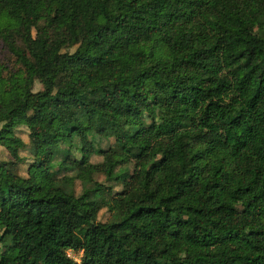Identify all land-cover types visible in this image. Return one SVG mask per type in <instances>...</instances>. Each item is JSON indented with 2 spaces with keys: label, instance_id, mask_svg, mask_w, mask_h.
<instances>
[{
  "label": "trees",
  "instance_id": "trees-1",
  "mask_svg": "<svg viewBox=\"0 0 264 264\" xmlns=\"http://www.w3.org/2000/svg\"><path fill=\"white\" fill-rule=\"evenodd\" d=\"M0 44V264H264V0H0Z\"/></svg>",
  "mask_w": 264,
  "mask_h": 264
},
{
  "label": "rangeland",
  "instance_id": "rangeland-1",
  "mask_svg": "<svg viewBox=\"0 0 264 264\" xmlns=\"http://www.w3.org/2000/svg\"><path fill=\"white\" fill-rule=\"evenodd\" d=\"M0 61H2L3 63L6 64L7 68L9 69H14L15 68V63L13 61V58L12 57H9V54L6 52L5 48L0 44ZM40 84L39 83H35L34 85V90H38L40 89ZM19 135L21 136V138L27 142L28 138H27V135L24 131V128H21L20 129V132H18ZM106 142H103L102 145H105ZM21 155L22 156H25L26 155V152H21ZM0 159H3V160H6V161H13L14 159L12 158L11 155H9L7 153V151L3 148V146L1 145L0 143ZM101 160V156L99 155H93L90 159V164L86 165L84 167V171L87 172L91 169V164L93 163H96V162H99ZM14 162V161H13ZM19 172L24 174L25 172V168L23 165L20 166V169H19ZM48 174V173H46ZM102 179V177H100ZM138 194L137 193H132L128 196H126L127 199L123 200V201H116V204L117 205H122V204H128V205H133L137 198H138ZM109 215L106 213L105 209H102L100 210L99 214H98V220L99 221H105L106 219H108ZM68 254L70 256H72L73 258L75 259H79V254H75V253H72L71 251H68Z\"/></svg>",
  "mask_w": 264,
  "mask_h": 264
}]
</instances>
